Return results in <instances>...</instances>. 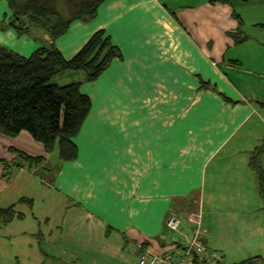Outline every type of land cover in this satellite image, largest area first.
Returning a JSON list of instances; mask_svg holds the SVG:
<instances>
[{"label":"crops","instance_id":"crops-1","mask_svg":"<svg viewBox=\"0 0 264 264\" xmlns=\"http://www.w3.org/2000/svg\"><path fill=\"white\" fill-rule=\"evenodd\" d=\"M215 1L106 0L94 21L73 22L56 41L70 60L105 31L122 61L81 88L92 110L75 140L78 160L54 182L36 176L47 192L38 203L61 214L39 243L48 262L138 264L147 253L175 254L192 239L189 220L204 200L213 209L247 200L255 216L264 212V0H232L230 11ZM42 31L30 51L50 46ZM37 151L46 162L53 155ZM173 213L177 232L166 226ZM201 234L226 264L221 245L208 247L210 229Z\"/></svg>","mask_w":264,"mask_h":264},{"label":"trees","instance_id":"trees-1","mask_svg":"<svg viewBox=\"0 0 264 264\" xmlns=\"http://www.w3.org/2000/svg\"><path fill=\"white\" fill-rule=\"evenodd\" d=\"M105 1L7 0L14 15L26 17L28 24L44 30L51 44L28 57L0 48V136L17 138L26 133L43 146L47 156L57 152V158L63 164L78 160L79 149L75 140L92 110V101L81 88L85 83H96L114 61H122V55L105 31L96 32L70 60L64 58L55 43L67 34L73 22L94 21ZM231 1L215 2L229 4ZM26 25L20 21L23 31H28ZM67 72L81 73L84 80L63 86L52 83L55 77ZM203 88L208 85L204 84ZM263 149L264 146L259 150ZM20 157L32 165L46 162L43 157ZM29 205L31 208L32 203ZM15 217L24 218L23 215L17 216L13 207L0 209L2 225L11 223ZM260 260L254 257L239 264H257ZM197 262L198 259L195 264Z\"/></svg>","mask_w":264,"mask_h":264},{"label":"rangeland","instance_id":"rangeland-1","mask_svg":"<svg viewBox=\"0 0 264 264\" xmlns=\"http://www.w3.org/2000/svg\"><path fill=\"white\" fill-rule=\"evenodd\" d=\"M229 7L227 3H221L215 8L230 11ZM258 9L260 8H252L253 11ZM21 20L27 24L28 31L20 29ZM27 20L28 18L21 15L15 16L7 0H0V48L26 57L33 53L28 47L38 42L41 44L44 34L41 29L37 33L36 28L30 22L29 26ZM225 20L228 24L227 18ZM83 80L84 76L81 73L67 72L55 77L52 83L63 86ZM23 135L27 138L0 136V209L13 207L17 216H24L23 219L15 217L14 221L5 226L0 222V264H58L48 262V258H42L39 254L41 239L46 240L47 231L54 233L53 225L55 226L61 214L52 206L45 209L48 206L47 202L45 206L44 204L41 206V202L38 203L37 196L44 200L47 192L41 190V183L37 182L36 176L39 180L54 182L56 173L65 170L66 165L57 159L56 152L49 156L46 164L25 163L20 155L39 158L33 155L38 154L37 147L42 145L35 142L28 134L23 133ZM17 171H26V173L20 174L12 183ZM30 202L31 208H29ZM243 202L246 203L247 200ZM245 203L236 202L233 209L223 208L221 205L213 209L211 202L204 200L202 208L199 209L201 229L209 228L208 237L213 238L211 241L208 240V247L216 249V246L221 245L223 253L219 254L226 256V264H239L254 257L261 259L257 264H264V212H258L255 216ZM41 207L44 212L41 211ZM47 215L50 223L45 221ZM250 216L254 219L251 224L248 220ZM216 239L219 240L218 243Z\"/></svg>","mask_w":264,"mask_h":264},{"label":"built area","instance_id":"built-area-1","mask_svg":"<svg viewBox=\"0 0 264 264\" xmlns=\"http://www.w3.org/2000/svg\"><path fill=\"white\" fill-rule=\"evenodd\" d=\"M193 226V237L184 244V248L177 253H168L163 255L147 253L143 255L138 264H218L220 258L216 253L207 249L201 234V222L199 213L194 214L189 220ZM167 228L170 231L177 232L181 226V221L175 213L168 219Z\"/></svg>","mask_w":264,"mask_h":264}]
</instances>
